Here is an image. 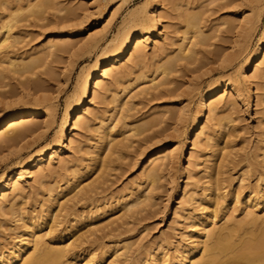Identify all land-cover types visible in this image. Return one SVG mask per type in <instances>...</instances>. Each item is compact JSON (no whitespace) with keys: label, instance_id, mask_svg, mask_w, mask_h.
<instances>
[{"label":"rangeland","instance_id":"rangeland-1","mask_svg":"<svg viewBox=\"0 0 264 264\" xmlns=\"http://www.w3.org/2000/svg\"><path fill=\"white\" fill-rule=\"evenodd\" d=\"M40 1L0 0V39L4 38L3 27L8 25L16 40V45L8 49L9 55L24 57L27 62L32 57H40L33 73L22 77L5 65V78L0 80V117L33 106L38 111L51 113L53 123L45 126V121L40 122L34 134L0 152V180L5 177L6 181L18 172L25 173L28 164L41 152L48 165L49 155L61 148L58 144L66 146V162L47 166L42 180L25 181L24 193L15 202L10 196L0 210V251L18 241L20 217L43 214L49 205L50 188L65 189L67 182L73 183L79 172L86 171L91 157L88 151L97 143L101 120L117 125L120 151L111 157L101 178H97L99 172H92L80 180V188L94 182L96 185L86 199L73 198L75 193H70L60 203L55 202L42 233L44 246L55 244V240L58 245L66 246L80 237L73 247L77 259L72 264H109L114 259L113 250L105 260L103 255L108 248L122 245L130 246L128 260L122 258L115 264H144L163 248L174 254L180 239H185L181 235L185 221L179 218L188 213L189 195L183 198L182 202H186L183 205L178 203V198L188 183V190L201 193L206 187L210 166L221 174V189L215 193L226 196L225 201L219 198L218 224L214 226L243 218L242 200L255 194L259 178L264 176V80L254 83L249 78L253 63L247 66L262 51L264 0H163V47L153 48L156 37L152 35L141 62L129 56L123 59L117 84H112L110 77L106 79L107 87L111 83L112 88L106 102H93L95 120L91 129H78L75 132L78 142L72 146L70 130L67 140L61 143L57 133L67 106L81 96L83 76L105 50L115 54V47L129 28L136 26L144 32L159 22V17L149 26L141 21L151 16V0H50L39 13L40 7L36 8V4ZM190 15L194 19L187 21ZM190 27L191 31H200L195 47L191 46L190 39L194 42L195 39L193 32H189ZM71 33L76 37H71ZM57 36L63 38L61 43L72 45L70 55H46L43 49L48 38ZM185 36L188 41L184 40ZM183 41L194 51L193 58L178 62L165 78L158 67L167 57L180 55ZM153 77H158V82L166 80L159 88L147 90ZM37 80L40 83L35 87L33 81ZM228 81L239 86L241 95L231 97L223 91L219 94L231 103L217 112V119L222 118L226 128L216 137L213 147L204 140L191 156L192 129L199 103L209 89ZM116 96L118 102H114ZM201 125L208 126L209 134L220 130L216 120L203 118ZM162 146L171 147L175 154L170 160L171 166L149 189L152 197L147 206L87 239L89 228L121 217L124 206L118 205L119 200L124 197L130 200L131 192L137 191L145 181L143 169L149 166L148 158ZM215 152L219 155L217 158H213ZM192 164L196 165L191 172ZM138 198L143 200L144 193ZM105 206L110 211L103 218L87 224L85 220L80 227L76 226L77 221L86 219L88 212ZM178 210H181L180 216H176ZM69 229H74V233L63 238Z\"/></svg>","mask_w":264,"mask_h":264},{"label":"bare ground","instance_id":"bare-ground-1","mask_svg":"<svg viewBox=\"0 0 264 264\" xmlns=\"http://www.w3.org/2000/svg\"><path fill=\"white\" fill-rule=\"evenodd\" d=\"M153 3L151 16L142 19L143 24H148L155 21L159 17V22L144 32L137 30L136 26L129 28L128 32L122 36L121 43L115 47V54L111 55L109 50H105L102 56L98 57L95 62V66L92 67L88 73L82 78L81 96L74 103H70L67 106L66 112L61 120L59 126V132L57 133L58 143L66 141L68 137V131L70 130V146L76 144L78 139L76 137V131L82 127L91 129V123L95 120L92 111V105L95 100L100 103H105L107 93L112 89L111 83L107 87L106 79L112 78V84H117L119 81V74H121L122 61L125 57L130 59L137 58V63L141 62L145 58L144 49L147 47V40L152 35H155L154 49H160L164 45L163 28L165 29L164 22L162 20V1L163 0H151ZM172 1V0H169ZM50 0H41L36 4V8L39 13L41 9L47 6ZM30 4L31 8H35ZM194 19V16L190 15L187 21ZM141 24V23H140ZM189 24V23H188ZM192 38L195 42L191 41V46L196 45V37L199 30L191 31ZM4 38L0 39V80L5 78V65L9 66L11 72L20 77L26 74L33 73V66L40 60V57H32L28 62L26 58L16 57L9 55V48L15 46L16 40L11 35V26L6 25L3 27ZM202 33V32H201ZM189 34V35H190ZM187 35V34H186ZM201 35V34H200ZM71 37H76L74 33H71ZM48 43L44 47L46 55L60 54L70 55L72 53V45L70 43H61L63 38L61 36L49 37ZM185 41L189 39L185 36ZM180 45V55L176 57H167L165 63H163L158 70L161 69L160 75L168 76V71L171 70L178 62L187 61L192 59L194 51L191 47H187V43ZM264 34L262 36V45L260 47L261 54L255 56L254 60H249L247 66L250 67L253 63V70L249 75V78L256 83L258 80H264ZM263 47V48H262ZM171 57V58H170ZM118 74V75H117ZM158 77L151 78L149 89H157L164 81L158 82ZM35 87L40 82L33 81ZM110 87V88H109ZM230 94L231 97H240V88L234 82L228 81L223 86H215L207 91L199 103V112L194 118L193 124V147L191 156L202 145L204 140H207V145L212 146L216 142V137L223 134V130L226 128L222 124V118H218V110L224 106L231 105L229 102H225L222 97L219 96L220 92ZM117 95V94H116ZM115 97V96H114ZM116 99L114 102L119 99ZM124 105V104H123ZM122 105V108L124 106ZM127 105V104H126ZM51 113L47 111H38L33 106L25 108L18 112H10L0 117V152L6 148H12L24 140L27 136L34 134L39 130L41 124L44 122L45 126H50L53 123ZM203 118L208 120L218 121L220 130L218 132H212L209 134L208 126L201 125ZM99 136L96 145L88 151L91 155L90 162L86 167V171L78 173L77 178L72 183L67 182L65 189L58 190V188L49 189V205L44 208L43 214L38 217H20L18 222L21 223L19 227L18 241H16L10 248L0 251V264H72L77 259L73 247L80 237L76 238L71 244L66 246L58 245L59 242L55 240V244L44 246L42 242L44 235V226L46 224L49 214L52 212L55 202L59 203L62 199H65L70 193H75L73 198L86 199L88 193L94 192L96 189L95 182L88 184L86 187L80 188V180L86 175L92 172L98 173V179L102 177L104 171L108 168V163L111 161V157L118 153L121 148V142L117 141V125L105 124L104 120L100 122ZM117 130V131H116ZM123 135H126L124 132ZM128 138V137H125ZM61 147L58 151H54L48 157V165H46V156L41 152L39 157L31 161L28 166L29 169L25 173L18 172L9 179L4 180L5 177L0 180V210L10 200L12 196L13 202L17 198L22 196L24 188L22 184L28 179H34L36 181L42 180L46 177V169L52 167L55 163H65L66 158L64 156V150L66 146L58 144ZM213 147V146H212ZM175 150L171 147L162 146L158 148L149 158L148 167L143 169L144 182L139 185L136 190L131 192L130 200L120 199L118 205L123 207V213L121 217L115 221L107 224L89 228L86 231V238L94 236L97 232H103L110 225L123 219V217L135 214L139 210H142L147 206L151 199L149 189L153 188V185L158 182L163 171L167 170L171 164L170 160L174 158ZM219 155L215 152L213 158H217ZM196 164H192L191 172L195 168ZM214 167V166H213ZM212 166L207 169L206 187L201 193L196 190H188L189 183L179 196V202L185 204L188 203V213L179 218L185 221V231L181 234L185 239H180L176 245L174 254L165 252L164 250L155 253L150 256V259L144 264H264V176L259 178L258 190L255 194H249L243 198V218L239 220L231 219L224 222L222 225L215 227L218 224L216 221L217 210L219 204V198L225 201V195L223 193H215L220 190V173H216ZM8 181V182H7ZM69 189V193H65ZM79 189V190H78ZM71 190V191H70ZM78 190V191H77ZM140 193H144V199L138 198ZM253 193V192H251ZM189 195L187 201H183V198ZM239 196V195H238ZM128 199V198H127ZM58 200V201H57ZM12 202V201H11ZM185 202V203H184ZM199 207L197 208V205ZM232 204V203H231ZM230 204V205H231ZM200 208V209H199ZM113 209V208H111ZM211 209V212L210 210ZM110 211V207H99L94 211L86 214V219L77 221L76 226L85 223H93L94 220L103 218L106 213ZM181 210L176 212V216H180ZM259 213H263L260 215ZM54 213L52 214V217ZM58 217V213L56 214ZM92 225V224H91ZM215 225V226H214ZM214 226V227H213ZM74 228V227H73ZM74 230V229H73ZM69 229L65 234V237L71 236L73 232ZM63 236V235H62ZM74 237V235L72 236ZM62 238V237H61ZM60 241V239H59ZM57 242V243H56ZM113 250V251H112ZM113 252L114 259L109 264H115L119 259L128 260V254L130 251L129 245H122L110 247L103 255V260L108 256L107 254ZM108 264V262H107Z\"/></svg>","mask_w":264,"mask_h":264}]
</instances>
